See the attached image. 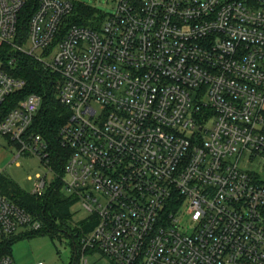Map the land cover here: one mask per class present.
<instances>
[{"label": "built area", "instance_id": "1", "mask_svg": "<svg viewBox=\"0 0 264 264\" xmlns=\"http://www.w3.org/2000/svg\"><path fill=\"white\" fill-rule=\"evenodd\" d=\"M26 3L0 0L11 54L0 107L27 86L9 71L20 55L54 74L71 112L60 180L96 222L81 264L88 251L117 264H264V0H119L98 28L67 22L72 0H38L19 43ZM42 104L20 101L0 138L15 160L34 155L54 172L50 143L32 131ZM57 177L37 175L32 194ZM41 227L0 189V249Z\"/></svg>", "mask_w": 264, "mask_h": 264}, {"label": "trees", "instance_id": "2", "mask_svg": "<svg viewBox=\"0 0 264 264\" xmlns=\"http://www.w3.org/2000/svg\"><path fill=\"white\" fill-rule=\"evenodd\" d=\"M74 5L75 9L73 15L67 20L68 23L98 28L107 17L105 13L95 7L75 2ZM37 6L38 0H27L25 8L19 17L17 42H25L29 20ZM8 50L7 46L0 48V60L7 61L9 59L11 54ZM18 60L16 70L10 69L9 71L16 76L24 78L27 81V86L22 92L9 97L0 107V121L28 95L33 93L40 95L43 99V104L35 118L32 131L42 135L50 143L52 152L51 168L58 177L41 196L25 193L12 181L7 180L3 176L1 177L0 189L2 192L39 219L42 227L38 231L23 232L6 240L3 248L0 249V256L11 254V246L16 240L44 234H49L55 238L60 234H65L71 238L73 247L71 264H77L82 254L80 239L94 229L96 222L93 219L90 222L85 220L81 225H77L74 228L70 227L67 222L71 216L70 207L75 200L64 196L62 193L63 186L60 178L63 175L66 159L63 158L65 149L61 147L59 131L69 121L71 112L56 96L54 88L55 76L53 73L28 56L20 55ZM61 223H67L64 229L58 228Z\"/></svg>", "mask_w": 264, "mask_h": 264}, {"label": "rangeland", "instance_id": "3", "mask_svg": "<svg viewBox=\"0 0 264 264\" xmlns=\"http://www.w3.org/2000/svg\"><path fill=\"white\" fill-rule=\"evenodd\" d=\"M75 3H84L95 7L105 13L112 14L119 0H72ZM39 55L43 51L38 52ZM16 149L7 141L6 138H0V172L7 180L12 181L25 193H33L35 186V177L41 175L46 177L48 182L56 179L54 172L50 171L46 165L34 155H23L17 160ZM32 178V179H30ZM64 196L68 197L62 188ZM70 218L67 220L70 227L74 228L88 220L90 213L84 208L83 204L75 201L70 207ZM67 223L59 224V229H64ZM182 225L190 231L194 228L188 217L184 218ZM15 264H36L43 262L45 264H71L73 258V247L71 238L65 234H60L53 238L49 234L35 235L16 240L11 246L10 254ZM80 261L77 264H81ZM87 264H117L103 254L95 251L87 252L84 255Z\"/></svg>", "mask_w": 264, "mask_h": 264}, {"label": "crops", "instance_id": "4", "mask_svg": "<svg viewBox=\"0 0 264 264\" xmlns=\"http://www.w3.org/2000/svg\"><path fill=\"white\" fill-rule=\"evenodd\" d=\"M37 264V263H36Z\"/></svg>", "mask_w": 264, "mask_h": 264}]
</instances>
